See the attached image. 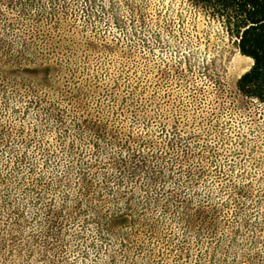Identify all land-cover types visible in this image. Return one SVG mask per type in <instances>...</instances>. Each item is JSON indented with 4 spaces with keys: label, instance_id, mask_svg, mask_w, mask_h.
<instances>
[{
    "label": "rangeland",
    "instance_id": "374dc122",
    "mask_svg": "<svg viewBox=\"0 0 264 264\" xmlns=\"http://www.w3.org/2000/svg\"><path fill=\"white\" fill-rule=\"evenodd\" d=\"M221 13L0 0V264H264V103Z\"/></svg>",
    "mask_w": 264,
    "mask_h": 264
},
{
    "label": "trees",
    "instance_id": "16d2710c",
    "mask_svg": "<svg viewBox=\"0 0 264 264\" xmlns=\"http://www.w3.org/2000/svg\"><path fill=\"white\" fill-rule=\"evenodd\" d=\"M194 2L208 3L221 10V15L229 23L230 30L238 40V48L242 55L253 60L249 71L241 76L237 86L239 92L248 98H254L264 103V0H191ZM20 14L25 16L24 11ZM20 24V23H19ZM16 42H20L26 57L35 62H44L45 56H38L33 52L28 40L21 35V28L13 31ZM61 60V59H60ZM44 100L34 97L28 104L43 107ZM55 112L45 111V117H50ZM61 122V121H60ZM62 123V122H61ZM33 141L25 142V146ZM23 155L17 157L18 162L24 161Z\"/></svg>",
    "mask_w": 264,
    "mask_h": 264
}]
</instances>
